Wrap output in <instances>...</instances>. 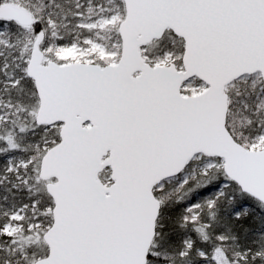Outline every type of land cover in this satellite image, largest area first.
I'll use <instances>...</instances> for the list:
<instances>
[{"label":"snow or ice","instance_id":"1","mask_svg":"<svg viewBox=\"0 0 264 264\" xmlns=\"http://www.w3.org/2000/svg\"><path fill=\"white\" fill-rule=\"evenodd\" d=\"M0 264H264V0H0Z\"/></svg>","mask_w":264,"mask_h":264}]
</instances>
